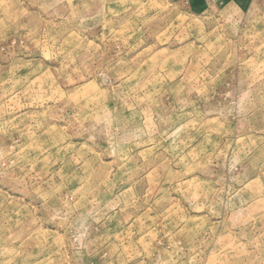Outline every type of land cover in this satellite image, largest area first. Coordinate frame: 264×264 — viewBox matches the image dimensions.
<instances>
[{
    "label": "rangeland",
    "instance_id": "obj_1",
    "mask_svg": "<svg viewBox=\"0 0 264 264\" xmlns=\"http://www.w3.org/2000/svg\"><path fill=\"white\" fill-rule=\"evenodd\" d=\"M0 264H264V0H0Z\"/></svg>",
    "mask_w": 264,
    "mask_h": 264
}]
</instances>
